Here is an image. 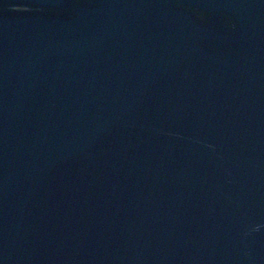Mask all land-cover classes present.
<instances>
[{
    "label": "water",
    "instance_id": "water-1",
    "mask_svg": "<svg viewBox=\"0 0 264 264\" xmlns=\"http://www.w3.org/2000/svg\"><path fill=\"white\" fill-rule=\"evenodd\" d=\"M0 264H264V0H0Z\"/></svg>",
    "mask_w": 264,
    "mask_h": 264
}]
</instances>
